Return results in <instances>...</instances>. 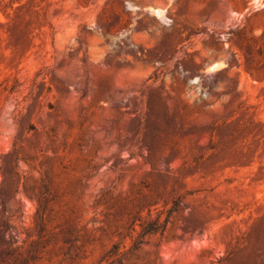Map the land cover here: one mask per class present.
<instances>
[{
  "label": "rangeland",
  "instance_id": "obj_1",
  "mask_svg": "<svg viewBox=\"0 0 264 264\" xmlns=\"http://www.w3.org/2000/svg\"><path fill=\"white\" fill-rule=\"evenodd\" d=\"M0 264H264V0H0Z\"/></svg>",
  "mask_w": 264,
  "mask_h": 264
}]
</instances>
